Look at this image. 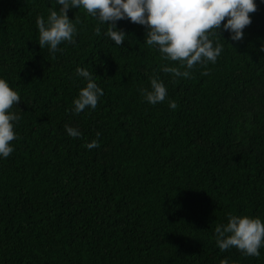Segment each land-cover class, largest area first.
Returning a JSON list of instances; mask_svg holds the SVG:
<instances>
[{
  "label": "trees",
  "instance_id": "trees-1",
  "mask_svg": "<svg viewBox=\"0 0 264 264\" xmlns=\"http://www.w3.org/2000/svg\"><path fill=\"white\" fill-rule=\"evenodd\" d=\"M256 3L243 39L210 30L223 45L216 62L173 78L161 68L178 62L144 43V25L117 21L126 34L115 45L106 23L69 9L74 43L53 55L35 21L56 0H0V77L21 98L10 109L21 117L14 150L0 158V264H264V245L258 257L222 252L214 232L229 213L264 220V0ZM77 66L103 95L73 113L86 84ZM151 76L167 90L154 105L140 91Z\"/></svg>",
  "mask_w": 264,
  "mask_h": 264
},
{
  "label": "clouds",
  "instance_id": "clouds-1",
  "mask_svg": "<svg viewBox=\"0 0 264 264\" xmlns=\"http://www.w3.org/2000/svg\"><path fill=\"white\" fill-rule=\"evenodd\" d=\"M58 10L49 8L47 18L36 17L38 44L53 55L62 42L74 43L77 32L75 19H70L68 10L83 9L100 23L108 25L105 35L120 45L125 32L117 27V21H130L144 25L145 40L149 46L158 50L163 58L177 61L178 66L163 65L161 71L175 77H188L189 70L196 64L215 63L222 52L223 45L213 43L210 36L220 30L229 33L231 41H240L244 37L243 29L250 24L249 13L257 8L256 0H56ZM223 21V23H222ZM78 22V21H77ZM99 32V27L96 28ZM219 32V31H218ZM259 50L264 52V38H261ZM183 69V70H181ZM75 73L84 78L86 84L78 89L72 100L71 111L80 113L85 108L95 109L103 89L92 78L87 68L77 66ZM150 88L140 89L143 99L149 104L163 101L167 95L166 86L156 76L149 77ZM18 91L10 87L9 82L0 77V158L8 157L14 150L10 141L17 136L15 124L20 115L11 111V107L20 101ZM169 107L176 103L169 100ZM66 133L71 137L81 135L77 128L65 124ZM97 137L100 135L96 133ZM98 146V140L86 143V148ZM215 241L220 251L235 247L242 255L259 256L264 245V220L259 216L227 214V222L215 227ZM220 264H228L221 259Z\"/></svg>",
  "mask_w": 264,
  "mask_h": 264
}]
</instances>
